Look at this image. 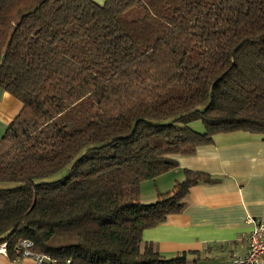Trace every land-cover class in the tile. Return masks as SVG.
I'll return each instance as SVG.
<instances>
[{"label":"trees","instance_id":"1","mask_svg":"<svg viewBox=\"0 0 264 264\" xmlns=\"http://www.w3.org/2000/svg\"><path fill=\"white\" fill-rule=\"evenodd\" d=\"M0 89L23 105L0 138L11 260L29 239L73 264H187L143 233L217 179L186 169L149 204L141 184L216 135L264 141V0H0Z\"/></svg>","mask_w":264,"mask_h":264},{"label":"crops","instance_id":"2","mask_svg":"<svg viewBox=\"0 0 264 264\" xmlns=\"http://www.w3.org/2000/svg\"><path fill=\"white\" fill-rule=\"evenodd\" d=\"M93 1L102 5L106 0ZM22 108L18 99L0 89V128L8 127ZM175 160L177 168L141 184L143 203H154L159 192L172 190L185 179L186 169L207 173L217 181L193 186L184 210L146 230L143 241L166 259L185 253L187 264H232L233 256H245L254 227L248 218L264 223L262 137L243 131L219 134L212 144ZM0 264L13 263L0 254ZM19 264L34 263L22 259Z\"/></svg>","mask_w":264,"mask_h":264},{"label":"built area","instance_id":"3","mask_svg":"<svg viewBox=\"0 0 264 264\" xmlns=\"http://www.w3.org/2000/svg\"><path fill=\"white\" fill-rule=\"evenodd\" d=\"M248 222L254 225L248 237V252L245 256H233L232 264H264V223L248 218ZM35 245L29 239L20 240L15 247L13 264H19L22 259H29L34 264H73L71 259L60 261L49 254L39 253L34 250ZM0 254L8 255V243L0 244ZM110 264V263H105Z\"/></svg>","mask_w":264,"mask_h":264},{"label":"rangeland","instance_id":"4","mask_svg":"<svg viewBox=\"0 0 264 264\" xmlns=\"http://www.w3.org/2000/svg\"><path fill=\"white\" fill-rule=\"evenodd\" d=\"M95 2V1H94ZM97 3V2H96ZM190 127L192 129H194L196 132L198 133H204L205 132V128H204V124L201 120L195 121L193 123H191ZM7 127H5L4 129L0 128V138L3 136L5 130ZM59 176V175H58ZM58 176H56L55 178H57ZM7 186H13L12 184H4L1 187H7ZM153 188V185H152ZM145 189V188H144Z\"/></svg>","mask_w":264,"mask_h":264}]
</instances>
